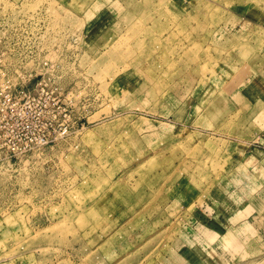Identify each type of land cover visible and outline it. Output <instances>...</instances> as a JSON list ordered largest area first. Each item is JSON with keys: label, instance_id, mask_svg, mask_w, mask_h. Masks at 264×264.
<instances>
[{"label": "rangeland", "instance_id": "1", "mask_svg": "<svg viewBox=\"0 0 264 264\" xmlns=\"http://www.w3.org/2000/svg\"><path fill=\"white\" fill-rule=\"evenodd\" d=\"M0 69V264H264V0H0Z\"/></svg>", "mask_w": 264, "mask_h": 264}, {"label": "built area", "instance_id": "2", "mask_svg": "<svg viewBox=\"0 0 264 264\" xmlns=\"http://www.w3.org/2000/svg\"><path fill=\"white\" fill-rule=\"evenodd\" d=\"M0 77H3L1 69ZM30 99L31 93L23 84L0 88V155L10 161L52 142L49 136L51 123L44 124V129L40 131V120L35 117L40 113H37L38 109L29 111L30 106L27 105ZM31 115L35 121L31 120Z\"/></svg>", "mask_w": 264, "mask_h": 264}, {"label": "bare ground", "instance_id": "3", "mask_svg": "<svg viewBox=\"0 0 264 264\" xmlns=\"http://www.w3.org/2000/svg\"><path fill=\"white\" fill-rule=\"evenodd\" d=\"M6 3H7V4H11V5H12V3L8 2V1H7ZM24 4H25V3H24ZM21 10H22V9H21Z\"/></svg>", "mask_w": 264, "mask_h": 264}]
</instances>
